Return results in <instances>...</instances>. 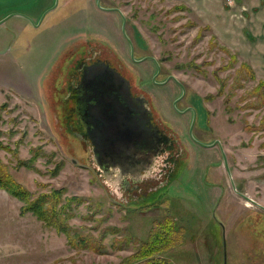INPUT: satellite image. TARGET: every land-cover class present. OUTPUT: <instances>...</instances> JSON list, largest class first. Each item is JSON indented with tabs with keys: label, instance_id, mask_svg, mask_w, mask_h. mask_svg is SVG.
Returning a JSON list of instances; mask_svg holds the SVG:
<instances>
[{
	"label": "rangeland",
	"instance_id": "rangeland-1",
	"mask_svg": "<svg viewBox=\"0 0 264 264\" xmlns=\"http://www.w3.org/2000/svg\"><path fill=\"white\" fill-rule=\"evenodd\" d=\"M2 2L0 162L33 196L81 198L66 223L97 246L0 187V264H224V254L264 264V210L238 194L264 207V0ZM95 55L143 98L167 142L143 172L98 159L62 86Z\"/></svg>",
	"mask_w": 264,
	"mask_h": 264
},
{
	"label": "flooded vegetation",
	"instance_id": "flooded-vegetation-1",
	"mask_svg": "<svg viewBox=\"0 0 264 264\" xmlns=\"http://www.w3.org/2000/svg\"><path fill=\"white\" fill-rule=\"evenodd\" d=\"M96 3L101 5L100 0H96ZM111 9L116 10L103 7V10ZM123 18L126 22L122 16V27ZM124 34L130 48L129 42L132 41L125 30ZM129 52L131 54V48ZM62 60L60 67L67 68L68 55ZM74 71L77 76L72 77L71 82L66 80L62 86L67 93L71 91V99L75 101V109L92 138L98 159L102 155L108 156L111 167L117 165L128 173L147 170L151 158L159 156L167 142L148 116L143 98L130 92L129 85L110 60L97 55L78 59Z\"/></svg>",
	"mask_w": 264,
	"mask_h": 264
},
{
	"label": "trees",
	"instance_id": "trees-1",
	"mask_svg": "<svg viewBox=\"0 0 264 264\" xmlns=\"http://www.w3.org/2000/svg\"><path fill=\"white\" fill-rule=\"evenodd\" d=\"M60 93H64V92L60 90ZM66 96L67 95L65 94L64 96L65 99H67ZM60 97H61L60 98V103H61L63 99V95H61ZM61 107L62 106H60V108ZM26 163L27 165H29L28 162ZM0 187L4 188L11 195L18 197L20 200L24 202V205L22 206V211L33 213L34 215H36L37 218L42 220L44 223L48 225H53L56 227L57 230L64 232L67 236L71 237L72 240L78 238V241H81V243L83 244L82 246H89L96 249L97 245L94 246L93 243H97V240H94L91 236H86L85 238L80 235L81 237L79 238L80 233H78V231L71 229L66 223L67 218H71L75 215L74 213L70 212L71 210L70 207L73 206L74 208H77L80 202L83 201L81 198L64 196L65 190L63 188H59V189L54 188L51 189L48 193H41L37 196H33V194L29 190L22 187L21 184L17 183V181H15L10 176V174L4 169V166L1 164V162H0ZM166 226L168 229H171V227H173V223L169 221L166 224ZM72 230L77 234H72L73 233ZM161 231L164 232L165 228L161 229ZM160 235L164 236V234H160ZM152 248L153 247H150V249ZM148 253L149 252H146V255H148ZM129 263H126L124 261L123 264H129ZM139 263L135 262L134 264H139ZM130 264H132V262ZM149 264H168V263L164 257L159 256L158 258H154V261H151Z\"/></svg>",
	"mask_w": 264,
	"mask_h": 264
},
{
	"label": "water",
	"instance_id": "water-1",
	"mask_svg": "<svg viewBox=\"0 0 264 264\" xmlns=\"http://www.w3.org/2000/svg\"><path fill=\"white\" fill-rule=\"evenodd\" d=\"M53 8H54V7H52V8L49 9V10H47L46 12H44V13H43V16H44L47 12L51 11ZM43 16H42V17H43ZM1 22H3V20H2ZM1 22H0V23H1ZM124 22H125V20H124V18H123V27H124ZM123 32H124V30H123ZM129 44H130V48H131V55H133L132 43L129 42ZM158 72H159V66H158ZM179 85L181 86V89H182L183 92H184V87H183V85H182L181 83H179ZM191 133H192V128H190V134H191ZM204 146L209 147L208 145H204ZM222 158H223L224 166H225V168H226L228 174H230V170H229V167H228V164H227V161H226V156H225L224 152H222ZM238 194H239L240 196H242L246 201H248V202H250V203H252V204L257 205L258 207H260L261 209L264 210V207H263L262 205L258 204L257 202H255L254 200H252L251 198H249L248 196H246L245 194L240 193V192H238ZM224 264H226V262H225V254H224Z\"/></svg>",
	"mask_w": 264,
	"mask_h": 264
},
{
	"label": "crops",
	"instance_id": "crops-1",
	"mask_svg": "<svg viewBox=\"0 0 264 264\" xmlns=\"http://www.w3.org/2000/svg\"><path fill=\"white\" fill-rule=\"evenodd\" d=\"M20 4H21V1L18 2V5H20ZM0 5H2L5 8H9V6H11L9 3H4V2L0 3Z\"/></svg>",
	"mask_w": 264,
	"mask_h": 264
},
{
	"label": "built area",
	"instance_id": "built-area-1",
	"mask_svg": "<svg viewBox=\"0 0 264 264\" xmlns=\"http://www.w3.org/2000/svg\"><path fill=\"white\" fill-rule=\"evenodd\" d=\"M227 4L231 5L235 0H224Z\"/></svg>",
	"mask_w": 264,
	"mask_h": 264
}]
</instances>
